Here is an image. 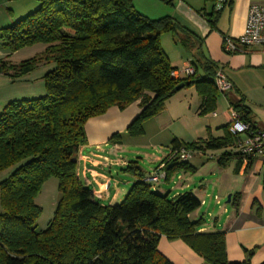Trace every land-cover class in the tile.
<instances>
[{
    "label": "trees",
    "instance_id": "16d2710c",
    "mask_svg": "<svg viewBox=\"0 0 264 264\" xmlns=\"http://www.w3.org/2000/svg\"><path fill=\"white\" fill-rule=\"evenodd\" d=\"M36 2V9L0 29L9 54L44 45L41 53L18 64L0 59V74L16 80L41 65L52 66L43 77V96L12 101L0 112V173H7L0 181V264H172L157 250L161 237L183 241L205 264H250L253 249L244 250L242 262H229L225 233L200 232L204 220L189 219L200 207L199 199L190 192L173 197L158 193L143 181L136 161L121 168L136 180L115 205L97 202L77 176V155L87 143L89 119L139 101L141 111L126 133L141 136L143 123L164 110L181 83L194 87L200 97L199 116L214 113L221 95L214 76L220 67L199 53L190 62L193 74L173 78L176 68L161 47V35L170 33L187 49L191 32L168 16L148 18L132 0ZM218 14L212 9L207 16L212 29ZM243 103L239 96L230 106L254 127ZM229 126H223V135L217 138L173 139L160 162L164 181L179 172H195L187 161H179L182 149L191 153L234 149L238 138L230 134ZM120 138L117 133L110 141L120 144ZM230 156L234 155L221 156L222 166ZM51 178L57 180L59 199L51 220L37 230L42 209L35 199Z\"/></svg>",
    "mask_w": 264,
    "mask_h": 264
},
{
    "label": "crops",
    "instance_id": "0c3cea01",
    "mask_svg": "<svg viewBox=\"0 0 264 264\" xmlns=\"http://www.w3.org/2000/svg\"><path fill=\"white\" fill-rule=\"evenodd\" d=\"M4 2L9 1L0 0V3ZM132 2L136 10L148 18L159 19L168 16L179 27L191 32L187 49L175 43V38L170 33L161 35V47L172 67L178 70L186 61L190 64L192 60H196V56L200 53L204 59L220 67L232 83L233 90L218 97L214 112L216 115L213 116V113H210L211 116L205 115L207 118L202 131L192 141L205 139L209 135L213 138L221 137L223 135L221 128L229 123V109L232 108L230 103L237 100L239 96L245 99L241 92L243 87L241 76L248 70L264 67L263 48L252 47L245 52L228 55L222 49V40L224 37L239 38L245 28L249 6L254 3L262 4L264 0H229L217 16L215 29L207 23V16L213 9L211 0H132ZM23 16L25 15L8 20L9 17L6 18L4 12H0V29ZM18 53L19 51L10 54L0 51V59L10 61ZM5 56L8 58L4 59ZM51 68V65H41L33 72L16 80L0 74V112L12 101L43 96L45 94L43 77ZM183 77L179 74V78ZM185 88L187 87L179 91ZM188 88V94H184L177 100L183 109L184 115L181 119L188 113L199 116L201 99L195 94L194 87ZM243 104L245 105V101ZM168 107L165 104L164 110L158 116L145 123L153 130L151 131L153 135L151 139L149 138L151 142L165 146L166 151L159 160L152 163L148 171L141 169L144 176L151 174L169 154L170 143L168 145L166 141L155 143V140L164 142L163 140L166 139V126L162 123L168 120H163L164 118L161 117L166 115L172 122L175 120ZM140 111L139 101L132 103L124 110L112 107L105 114L89 119L85 125L87 143L79 149L77 155V176L93 194L94 199L103 205L117 204L136 180L135 177L121 171V168L130 161L121 158L118 152L127 135L128 125ZM250 121L254 127L264 131V123L254 117L252 111ZM117 133L121 136L120 144L110 141V138ZM174 139L188 142L181 137L175 136ZM224 153L234 156L227 157L226 164L222 166L219 159ZM236 153L234 149H222L214 153L209 151L193 154L187 162L195 169L194 173H176L168 183L162 180L153 189L160 194H168L169 197L190 191L200 200L201 205L189 214V219L204 220V224L199 228L200 232L223 231L225 233V252L229 262H242L245 259L244 250L253 249L250 264H264V159L254 157L244 162L243 158ZM208 174L211 175L210 180L206 179ZM196 175L203 179L197 185L193 178ZM6 176V172L0 173V181ZM178 177L180 179H177ZM228 196H230L229 202L226 200L223 204L222 200ZM157 250L172 264H205L203 259L181 240H168L161 237Z\"/></svg>",
    "mask_w": 264,
    "mask_h": 264
},
{
    "label": "rangeland",
    "instance_id": "374dc122",
    "mask_svg": "<svg viewBox=\"0 0 264 264\" xmlns=\"http://www.w3.org/2000/svg\"><path fill=\"white\" fill-rule=\"evenodd\" d=\"M37 5L38 3L36 2V0H18V1L4 2V3H0V12H4V16L6 18L9 17L8 20H10V18H15L20 15H26L28 11L31 12L34 9H36ZM43 49H44V45L42 44L23 48L19 50V53L16 54L14 57H12V59L9 62L11 64H18L19 62L27 58L38 55L43 51ZM0 51L5 52L1 40H0ZM7 58H8L7 56L4 57V59ZM187 62L188 61H186L180 68H178V71H182L183 68H185ZM241 81L243 85V87L241 88V92L245 97L244 101L246 107H248L252 111V115L254 117H256L259 121L264 123V67L246 71V74L241 76ZM188 90L189 88H185L182 91L175 93L172 97H170L166 101L165 104L169 106L168 107L169 111L171 112L172 116H174L175 120L172 122L168 116L166 117V115H163L161 117L164 118L163 120H168L165 122L162 121L163 126H166L165 128L166 139L163 140L164 142H161L160 140H155V143L157 142L165 143L166 141V145H168L170 141L174 139L175 136L181 137L182 139H184V141L191 142L200 135L199 132L202 131V127L204 126L207 117L198 116V115L192 116V114L188 113L187 116L181 119L184 115L182 114L183 109L181 107V104L177 100L179 97L183 96L184 94H188L187 93ZM195 94H197L196 91ZM188 97L189 95L186 98L187 100ZM211 115L212 114H209L208 116ZM178 117L179 119H177ZM147 121L143 123V131H144L143 135L138 137H131L129 135H126L123 140L124 141L123 145L118 152L121 158L126 159L128 161H136L138 163V166L145 171H148L149 168L152 167V163L154 161L159 160L166 151L165 146L161 144H154L153 142H151L150 137H152L153 135L151 132L153 130L152 128H149L148 125H145ZM214 152L216 151H210V153H214ZM193 154L196 153H191V156ZM199 175L193 177L195 180L194 182L195 185H197L203 180L201 179V177H199ZM206 177H208L206 178L208 180L211 179L210 174H208ZM177 179L180 178L178 177ZM204 184L205 182L203 183V185ZM125 195L126 194H124V196ZM58 199H59V192L57 190V180L55 178H51L42 186L41 191L39 192V194L35 199L36 204L40 206L42 209V212L36 221L37 230L44 229L48 224V222L51 220ZM122 199L123 198H121V200H119L118 203H120ZM226 200L227 197H225L222 200L223 201L222 203L225 204Z\"/></svg>",
    "mask_w": 264,
    "mask_h": 264
},
{
    "label": "built area",
    "instance_id": "2783aa9c",
    "mask_svg": "<svg viewBox=\"0 0 264 264\" xmlns=\"http://www.w3.org/2000/svg\"><path fill=\"white\" fill-rule=\"evenodd\" d=\"M227 2L228 0H215L214 11H222ZM252 47H260L264 50V3H254L249 6L245 28L239 38L224 37L222 40V49L228 55L235 52H245ZM193 72L192 66L187 62L182 71L175 70L171 73V76L177 79L179 74L186 77L193 74ZM214 84L220 94H227L233 90L232 83L221 68L216 70ZM215 115L213 113V116ZM229 123L230 134L238 138L234 150L242 156L244 162H248L254 157L264 159V131L243 122L241 115L233 108L229 109ZM190 157L191 152L187 150L182 149L178 153L179 161H187ZM162 180H165L163 164H160L151 174L143 178V181L153 188Z\"/></svg>",
    "mask_w": 264,
    "mask_h": 264
},
{
    "label": "water",
    "instance_id": "95a60500",
    "mask_svg": "<svg viewBox=\"0 0 264 264\" xmlns=\"http://www.w3.org/2000/svg\"><path fill=\"white\" fill-rule=\"evenodd\" d=\"M183 87H184V84H183V83L177 85V86L174 88V92L179 91V90L182 89ZM229 200H230V196L227 197V202H229Z\"/></svg>",
    "mask_w": 264,
    "mask_h": 264
}]
</instances>
